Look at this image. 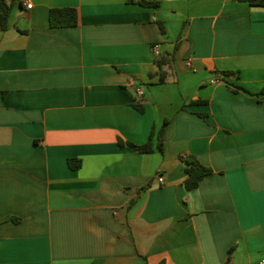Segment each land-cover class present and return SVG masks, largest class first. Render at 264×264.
Segmentation results:
<instances>
[{
	"label": "crops",
	"instance_id": "0c3cea01",
	"mask_svg": "<svg viewBox=\"0 0 264 264\" xmlns=\"http://www.w3.org/2000/svg\"><path fill=\"white\" fill-rule=\"evenodd\" d=\"M30 1L0 30V264L264 259V6Z\"/></svg>",
	"mask_w": 264,
	"mask_h": 264
},
{
	"label": "trees",
	"instance_id": "16d2710c",
	"mask_svg": "<svg viewBox=\"0 0 264 264\" xmlns=\"http://www.w3.org/2000/svg\"><path fill=\"white\" fill-rule=\"evenodd\" d=\"M16 0H0V30H5L8 27V18L12 6ZM251 5H261L264 6V0H245ZM140 4L148 6H156L158 2L156 0H140ZM79 22L78 11L75 7L64 6L55 7L49 10V24L52 27H65V26H75ZM159 65L162 64V60L157 61ZM260 93H264V86L260 90ZM137 110L142 111V107L138 104H134ZM153 133L150 134L146 142L142 144H136L131 141H119L121 144H129L137 152L149 153L154 149V142L152 139ZM163 145L162 131L161 129L157 135L156 147L161 150ZM181 160L184 164V171L186 173V178L184 180L185 187L187 189H192L198 186L199 182L207 175L212 173V168L204 165L199 161V159L192 154H187L186 156H181ZM230 252V250H229ZM159 264H163L162 262Z\"/></svg>",
	"mask_w": 264,
	"mask_h": 264
},
{
	"label": "built area",
	"instance_id": "2783aa9c",
	"mask_svg": "<svg viewBox=\"0 0 264 264\" xmlns=\"http://www.w3.org/2000/svg\"><path fill=\"white\" fill-rule=\"evenodd\" d=\"M21 4H23L27 9H29V8H31L32 7V3H31V1L30 0H18ZM153 52H154V54L155 55H158L159 54V48H158V46L157 45H155L154 47H153ZM186 64L187 65H191V62H190V60H187L186 61ZM132 80V79H131ZM220 79L219 78H212L211 79V82H217V81H219ZM136 93L138 94V95H141L142 93H143V89L139 86V87H136ZM158 180H159V182H163L164 181V178H163V176L162 175H160L159 177H158ZM264 263V259H261L257 264H263Z\"/></svg>",
	"mask_w": 264,
	"mask_h": 264
}]
</instances>
